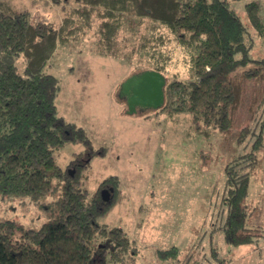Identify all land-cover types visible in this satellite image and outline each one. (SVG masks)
<instances>
[{
	"label": "trees",
	"instance_id": "16d2710c",
	"mask_svg": "<svg viewBox=\"0 0 264 264\" xmlns=\"http://www.w3.org/2000/svg\"><path fill=\"white\" fill-rule=\"evenodd\" d=\"M76 1L79 5L69 13L82 21L81 26L91 22L93 12L102 13V54H117L118 33L134 18L137 24L148 18L166 25L193 49L189 80L170 82L164 94L175 99L173 112L192 114L197 133L207 135L210 126L232 132L245 103L252 114L249 119L258 122L255 112L260 98L264 105V58L251 57L247 27L230 0ZM245 12L264 42L261 4L251 1L245 4ZM71 15L58 26L32 21L28 10L0 0V196L27 197L52 214L38 228L0 220V264H127L137 251V241L123 227L100 222L113 208L117 176L105 178L91 196L83 186L81 170L107 148H95L84 127L60 115L61 83L45 70L58 45L77 38L69 28L74 23L69 22L74 19ZM19 58L22 71L16 64ZM153 70L163 74L160 67ZM237 137L238 142L251 137L253 144L250 152L225 166V217L220 230L234 246L264 237V229L248 225L247 203L251 170L264 147V112L259 124L241 126ZM68 143H82L84 150L74 152L62 167L55 152ZM104 186L113 187L109 201L101 196ZM157 252L160 258L171 259L180 249L172 246Z\"/></svg>",
	"mask_w": 264,
	"mask_h": 264
},
{
	"label": "rangeland",
	"instance_id": "374dc122",
	"mask_svg": "<svg viewBox=\"0 0 264 264\" xmlns=\"http://www.w3.org/2000/svg\"><path fill=\"white\" fill-rule=\"evenodd\" d=\"M7 1L17 10H28L32 21L56 26L79 5L76 0ZM251 1L260 3L230 0L247 27L246 41L253 45L251 57L259 59L264 58V42L245 12V4ZM92 15L91 22L82 26V21L71 15L75 20L69 19L74 21L69 28L77 38L59 44L45 70L60 80V115L84 127L95 148H107L80 174L89 196L105 178L117 176L119 190L113 208L100 222L123 227L137 241L136 254L127 264H264V237L259 242L234 246L226 242L220 230L225 217V166L251 151L253 139L238 142L237 136L241 126L251 123L253 127L262 121L261 98L255 112L258 122L249 119L252 114L249 103H245L232 132L226 134L211 126L207 135L197 133L191 113L172 111L175 99L165 97L162 108L140 101L130 108L122 86L135 73L160 67L166 91L174 80H189L193 49L182 44L166 25L148 18L137 24L134 18L118 33L117 54H102V13ZM16 64L22 71L21 58ZM81 150L82 143H68L55 152V157L66 167L73 153ZM71 169L75 170L74 166ZM52 200L48 198L49 203ZM247 203L251 212L248 225L264 229V147L251 170ZM51 218L49 209L27 197L0 196V220L38 228ZM172 246L180 249L177 257L158 256L157 250Z\"/></svg>",
	"mask_w": 264,
	"mask_h": 264
},
{
	"label": "water",
	"instance_id": "95a60500",
	"mask_svg": "<svg viewBox=\"0 0 264 264\" xmlns=\"http://www.w3.org/2000/svg\"><path fill=\"white\" fill-rule=\"evenodd\" d=\"M165 79L163 74L156 70L146 69L135 73L133 79L125 83L123 94L129 96L130 108L140 101L143 104L162 106L165 101L164 94ZM113 192V187L101 190L103 200L109 201Z\"/></svg>",
	"mask_w": 264,
	"mask_h": 264
},
{
	"label": "crops",
	"instance_id": "0c3cea01",
	"mask_svg": "<svg viewBox=\"0 0 264 264\" xmlns=\"http://www.w3.org/2000/svg\"><path fill=\"white\" fill-rule=\"evenodd\" d=\"M260 4L262 6V15L264 17V0H260Z\"/></svg>",
	"mask_w": 264,
	"mask_h": 264
}]
</instances>
